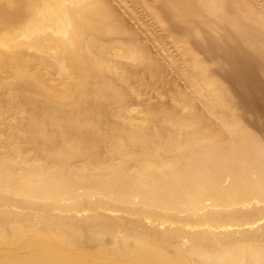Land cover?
<instances>
[{
	"label": "bare ground",
	"instance_id": "obj_1",
	"mask_svg": "<svg viewBox=\"0 0 264 264\" xmlns=\"http://www.w3.org/2000/svg\"><path fill=\"white\" fill-rule=\"evenodd\" d=\"M23 1L28 11L20 18L7 5L0 6V87L8 88L5 96L10 104L1 100L0 113L20 117L22 105H12L11 97L17 93L10 92L18 85L23 91L18 93L20 100L50 98L58 109L41 103L26 112L24 132L38 138L47 134L35 166H18L22 160L15 163L10 149L22 148L4 142L8 150L0 153V187H11L22 197L14 200L17 209H12L11 193L0 195V264H264V116L260 128L251 129L255 120H247L242 112L264 105V98L260 103L252 95L257 86L262 87L259 73L248 75L235 64L248 56L253 63L264 53V44L255 40L260 34L253 29L264 35V9L256 0H162L161 5L185 20L191 30L199 31L194 18L200 17L216 33L225 28L229 38L252 44L251 52L238 50L225 58V50L217 47L200 56L187 41L186 49L193 54L179 68L188 83L180 90L174 87L177 81L169 79L173 69L159 65L138 30L111 0ZM213 14L216 19L210 17ZM49 28L71 35L45 34ZM116 44L131 52L138 69L154 67L151 77L158 79L156 86L166 85L175 98L189 97L191 101L181 106L185 111L172 112L162 102L146 117L126 115L132 104V77L119 73V68L110 74L109 67H117H111L105 56ZM60 46L58 59L70 79L51 82L44 75L43 58H28L25 48L48 51ZM209 58L217 66L231 67L230 72H210ZM5 70L10 75L5 76ZM227 80L236 87H223ZM246 84L252 91L242 100L240 89ZM191 91L198 93V99L193 100ZM87 99L99 105L73 109L77 119L71 128L57 120L53 131L47 132L38 122L44 117L63 119L69 103ZM199 100L204 102L201 107ZM212 113L223 116L216 121ZM103 114L108 119L90 120ZM93 125L99 130L96 135H81ZM103 125L108 129L101 137ZM159 125L167 131L154 137L150 131ZM117 133L124 137H113ZM105 138H114L112 148L119 146L123 153L100 158L102 149L97 145ZM225 139L231 144L223 145L220 141ZM79 148L93 152L94 162L82 158L77 162L74 152ZM58 149L66 151L60 159L51 155ZM118 159L128 163L121 162L123 167L117 168ZM88 209L94 210L92 215L77 214ZM104 209L135 217L110 216ZM145 219L153 227L165 224L164 229L147 230ZM122 229L125 237L118 239ZM86 230L95 234L92 247L85 246L82 238ZM106 235L116 237L113 244L103 239Z\"/></svg>",
	"mask_w": 264,
	"mask_h": 264
},
{
	"label": "rangeland",
	"instance_id": "obj_2",
	"mask_svg": "<svg viewBox=\"0 0 264 264\" xmlns=\"http://www.w3.org/2000/svg\"><path fill=\"white\" fill-rule=\"evenodd\" d=\"M114 5H116L120 11L123 13L124 18L131 24L133 28H136L138 30V34L140 39L144 41L147 45V47L151 50V53L153 57L159 61V65L163 67L172 68L173 70L170 71L168 74L169 79L173 82L177 81L176 85L174 84V87L177 89H184L188 88L187 79L185 78V75L179 73L180 66L187 64V58L190 57L193 53L188 51L186 49V43L187 41L192 42L195 45L194 51L198 52L200 56H207L211 50H214L215 47L217 49L221 48L224 49L226 53L222 54L223 57H227V55H230L231 53H234V51L242 50L244 52H251L252 44L248 43L246 44L245 39H241L239 41H235L234 39H231L227 35V30L225 28H222L220 32H215V29H213L212 26L206 25L204 21L201 20L200 17H195L194 22L197 23L199 27V31L191 30L189 27V24L187 22H184L185 20L179 19L178 16H176L174 13L170 12L168 8H166L165 5H161L163 2L162 0H111ZM257 4L260 5L264 9V0H256ZM7 5L8 9L11 11V13H15L14 17L20 18L26 15V11H28V7L26 2L23 0H14L13 3L10 4L8 0H0V6ZM158 11V12H157ZM212 19H216L217 15L213 14L210 15ZM209 17V18H210ZM217 23L219 25V21H214L212 24ZM256 33L260 34L259 37H256V43H259V45L264 44V35L263 32L259 31L260 29L254 27L253 28ZM44 33H52L55 35H59L61 37L67 38L71 35L70 32L66 33H58L53 28L45 29ZM24 39H27L23 37ZM213 43V44H212ZM197 45V46H196ZM116 46V47H115ZM112 51L109 53H106L105 56L108 57L109 62L111 63V67L115 64V67L117 69H111L109 67V73L110 74H116L115 71L118 70V72H122L125 75H128V77H132L130 88V103L131 106L126 109L125 114L126 115H132L140 117H146L148 116L149 112L152 110H158L161 107L162 102H166L169 104V109L172 112L175 113H182L185 111V108H182L181 106L185 103H189L191 99L189 97H173L171 94L168 93V89L166 85L160 84V86H156V82L158 79L152 80V70L153 68H147V69H138L139 63L136 58L130 55L129 50H125V48H122L116 44ZM232 46V47H231ZM204 47V49H203ZM238 47V48H237ZM60 47L53 48L51 50L45 51L36 47H26L25 48V54L28 58H39L42 59V67L43 71L45 72V76H49L48 80L51 82H57V81H64L70 79V76H66L67 68L64 66L63 62L58 59V53ZM116 48V49H115ZM240 48V49H239ZM264 48V47H263ZM116 52V53H115ZM52 55V56H50ZM173 56V57H172ZM175 56V58H174ZM262 59L259 57L256 59L257 61H254L253 63L249 62V56L245 57L244 59H238L235 63L237 67H240L241 71H245L246 74L249 75V73H259V83L261 84V88L257 91L253 92V97H257V102L263 101L264 98L263 94V86H264V73H262L263 70V62H264V53L261 55ZM116 62V63H115ZM209 66L211 67L210 72H216V70L220 71L222 74H226L227 72H230L231 67H226L225 65L217 66L216 62L212 59H208ZM234 64V63H232ZM231 66V64H229ZM182 69V68H180ZM250 70V71H249ZM119 72V73H120ZM5 76L10 75V70L3 71ZM118 75V74H117ZM144 80V81H143ZM124 82V81H123ZM162 83V82H161ZM173 84V83H172ZM178 85V86H177ZM120 86H127L125 83H121ZM171 86V85H170ZM236 87L235 83L232 81H225L223 84V87ZM138 87V89H136ZM9 92L7 87H0V101H5L6 105H10L6 101L5 93ZM252 91V88L250 84H246L245 86H242V89H240V94L242 95V100L246 99V97L243 94H246L248 92ZM10 92L17 93L16 97H11V101L13 102L12 105H15V102L18 104V102L22 105L21 112L18 114L20 117L11 114L10 112L0 113V153H4L8 150L7 145L4 144V142L10 143L11 141L15 144L20 145L22 148V151H19V146L13 147L10 149V152H13V161L20 162V165L18 166H27V167H33L35 166L39 159L38 154L41 152V147L43 146V139L47 134L42 133L41 137H35L32 136L31 133H26L23 130V126L27 123V110L31 109V107H34L35 104H41L43 106L49 107L51 110H57L58 108L56 106H53L52 100L53 99H46L43 101L40 100H33V99H23L20 100V96H18V93H22L21 87L18 85L14 87L13 89H10ZM190 95L192 96L193 100H196V98L199 96L198 93H195L191 91ZM257 95V96H256ZM2 97V98H1ZM182 99V100H179ZM198 99V98H197ZM22 102V103H21ZM49 103V104H48ZM34 104V105H33ZM204 104L203 101L199 100L197 102L198 106H202ZM99 105V102L94 101L93 99H87L85 102H82L80 104H72L69 103L67 105V114L63 117V119H59L57 117H44L38 121L41 123L44 127H47V132L53 131V129L56 127V121L62 120L64 126L69 127L74 123V121L77 119L75 115H72L73 109L77 110L78 108L83 109V107H90ZM51 106V107H50ZM203 110V109H199ZM205 112V110H203ZM243 115L246 117L247 120H255V123L252 124L250 127L251 129H256L260 125V116H264V105L258 106L256 109H252L249 107V109H246L245 111H242ZM110 114V113H109ZM220 115L223 116V114H217L212 113V119L218 121L220 118ZM109 115H96L92 116L90 120L92 121H102L105 119H108ZM138 118V119H139ZM142 119V118H141ZM259 119V120H258ZM18 126V127H16ZM108 126L103 125L102 128H100L99 136H105L106 129ZM72 129H68L67 132H72ZM88 130V131H87ZM87 130L83 131L81 133L82 136H88V135H96L97 131H99L95 125L88 128ZM167 130L159 125L156 129H152V133H154V137H157L158 135H161L162 132H166ZM87 134V135H86ZM151 135V133H149ZM116 136H122L124 137V134L121 135L120 133H117L113 137ZM112 138V137H111ZM104 139L102 143H99L97 146L100 145V150L98 153V156L100 158L106 157H116L120 156V153H123V149L119 146L116 148H112L113 139ZM223 145L231 144L230 139H225L223 141H220ZM103 147V148H102ZM84 148H79L74 152V155H76L75 159H77V162L79 161V158L82 159H92L94 162V155L93 152H86L83 153ZM65 149H58L53 154L54 158L60 159L63 153H65ZM82 152V153H81ZM113 154V155H112ZM79 156V157H78ZM46 158L45 160H48V153L44 156ZM121 159V158H120ZM92 162V163H93ZM117 168L123 167V165H120L121 162L128 163V161L123 160H117ZM91 163V164H92ZM77 163H74L73 166H75ZM94 164V163H93ZM59 163L56 167H59ZM6 186V185H5ZM11 187H6L5 189L0 187V195L11 193L12 197L14 198L12 203L10 204L12 209H17L16 204L14 200H18L22 197V194L18 192H11ZM82 191V189H81ZM107 198V197H102ZM138 199V198H137ZM65 200V199H64ZM103 199H101L102 201ZM66 201V200H65ZM71 200H67L66 203L70 202ZM208 203L210 201H207ZM65 204V203H64ZM25 209H28L29 211L32 208L26 207ZM100 210H102V207H100ZM107 214L110 216L122 214L128 220L134 219L135 215L131 214L129 212H124L123 210H106L104 209ZM54 213L61 214L59 209H52ZM50 212V211H49ZM48 212V214H49ZM94 210L88 209L81 212H78L77 214L79 216H84L89 213V215H92ZM126 213V214H125ZM34 215V214H32ZM35 219L37 218L34 216ZM87 217V216H84ZM169 224V223H168ZM145 228L151 232H160L164 229L165 224H158L156 226H152L150 224L149 219H145L144 221ZM175 225V223L170 224V226ZM159 229V230H158ZM126 229H122V231L117 232V238H123L125 237ZM95 237V234L93 231L86 230L84 232L82 238L85 239V246L92 247V239ZM116 237L114 236H104L103 239L107 240V242H112L116 240ZM113 240V241H112ZM186 246V243L184 244Z\"/></svg>",
	"mask_w": 264,
	"mask_h": 264
}]
</instances>
